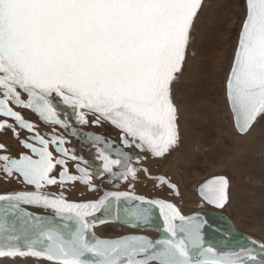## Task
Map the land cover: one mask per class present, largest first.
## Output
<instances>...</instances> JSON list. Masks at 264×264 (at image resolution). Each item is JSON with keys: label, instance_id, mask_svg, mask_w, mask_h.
Here are the masks:
<instances>
[{"label": "snow or ice", "instance_id": "6c2138e0", "mask_svg": "<svg viewBox=\"0 0 264 264\" xmlns=\"http://www.w3.org/2000/svg\"><path fill=\"white\" fill-rule=\"evenodd\" d=\"M203 5L204 0H0V117L4 118L0 133L10 131L31 153H20L18 158L0 154V172L6 180L22 178L35 188L0 195V258L32 257L50 264H264L251 249L221 255L205 247L199 216L186 217L164 200L111 192L96 202L70 203L63 195L41 191L77 181L96 190L94 173L81 167L87 162L56 135L55 126L67 131L70 124L54 96L73 110L79 124L114 126L124 148L134 146L152 158H162L178 146L180 108L175 90L190 60ZM244 9L224 83L225 102L241 136L264 120V0H245ZM15 109L35 113L53 134L41 135ZM18 129L32 136L21 139ZM89 140L104 145L97 147L103 172L96 176L131 182L141 171L147 175V168L133 167L127 152H113L100 136ZM8 151L0 143V152ZM69 160L76 162L78 176L70 174ZM159 183L179 194L175 184L162 177ZM228 188V179L219 176L201 185L199 194L207 204L223 208ZM120 200L149 206L125 209L137 225H149L150 208L159 209L168 237L90 240L87 234L95 224L87 218L101 209L110 214L113 201ZM21 204L52 209L75 220L78 227L55 226L24 212ZM260 248L264 250V244Z\"/></svg>", "mask_w": 264, "mask_h": 264}, {"label": "rangeland", "instance_id": "374dc122", "mask_svg": "<svg viewBox=\"0 0 264 264\" xmlns=\"http://www.w3.org/2000/svg\"><path fill=\"white\" fill-rule=\"evenodd\" d=\"M244 4L245 0H204L194 33L195 44L189 52L190 60L175 90L174 98L180 108V141L164 157L162 168V174L176 185L179 194L171 191L163 196L184 215H194L200 211L194 213L201 201L194 193V186L207 177L222 175L229 181L228 202L224 208L226 218L238 231L264 243V120L248 135L241 136L235 131L224 96V83L244 18ZM197 32L202 38L196 36ZM4 143L17 149L14 140L5 138ZM5 185L10 187L6 183L1 186ZM49 214L55 216L52 211ZM89 221L95 224L94 236L103 239L120 238L137 230L118 227L109 220L107 223L95 218ZM223 229L226 230L225 226ZM154 233L147 231L145 235L157 239L159 236ZM0 264L50 262L32 257H3Z\"/></svg>", "mask_w": 264, "mask_h": 264}, {"label": "flooded vegetation", "instance_id": "af4514ba", "mask_svg": "<svg viewBox=\"0 0 264 264\" xmlns=\"http://www.w3.org/2000/svg\"><path fill=\"white\" fill-rule=\"evenodd\" d=\"M53 100L58 110L61 111L62 117H66L70 124V128L67 131L65 129L60 128L59 126H55L56 135L63 136L68 141L65 147L69 149L70 152L74 153L77 157H83V159L87 162L86 164H82L81 167H86L90 172L94 173L92 177V184L95 186L96 190L94 192L89 191L87 185L77 181L74 184L73 183L67 184L63 188L60 185L46 186L43 189H41L42 192L54 197H60L61 195H63L67 201H73V202L97 201L108 192H132L137 196L141 195L149 200L161 199L164 200L165 202L170 203L163 195L165 192L171 193V191L173 190L169 188L167 184L159 183V178L161 177L169 181L162 174L163 172L162 168L164 165L163 161L165 160L164 157H166L167 154L162 158H152L150 154L143 153L139 149H136L134 146L132 148H124L123 144L120 141L121 134L119 130L116 129L114 126L108 123H105L100 127H95L91 123L88 125H81L77 122L73 110L63 105L59 97L54 96ZM15 110L20 111L21 115H23L28 122L35 124L37 126V130L41 133V135L47 138L53 134L52 128L49 127L48 125H45L40 120L38 115H36L35 113L31 112L28 109H15ZM2 119L4 118L0 117V120ZM73 130L76 131L77 133L76 136L71 135V132ZM18 131L21 132V137H20L21 139L28 140L32 136V133H28L25 130L18 129ZM89 136L102 137L106 143H109L111 145L113 152L116 149H121L127 152L133 158L132 159L133 167H137L141 169L147 168L148 169L147 175L141 171L138 173V178L135 181H131V182L118 181L115 179L109 180L108 178H106L107 174L96 176L95 173L103 172L102 162L97 158L98 156L97 147L103 148L104 145L103 144L96 145L91 140H89ZM5 138L16 141L17 149H12L8 145H6L4 143ZM0 143H4L9 150L7 153L0 152V154H9L13 158H18L20 153L31 155V153L28 150H25L22 147H20L18 141L11 134L10 131L7 132L6 134L0 133ZM137 157L140 158L139 163L136 162ZM68 167L70 174L77 176L79 175V173L76 172V162L69 160ZM114 171L119 172V169H114ZM54 174L58 175V170ZM219 176L222 175H213L207 177L204 180L200 181L199 184L194 186L193 188L194 193L197 196H199L201 200L195 206L196 209L194 210V213L197 210H200L196 212L195 215L203 214V213H215L225 216L224 208L227 203L223 208H216L212 205L207 204V202L204 201L199 194V189L201 185ZM3 183L8 184L10 187L7 188L6 185L1 186ZM0 184H1L0 195L11 194L19 191H35V188L33 186L24 184L22 182V178L19 179L14 178L10 181L6 180L2 172H0ZM173 193L176 194V192L174 191ZM76 196H80L81 199H79ZM199 204L203 205V207L200 208ZM27 209L31 210L32 212L34 211V213L39 215H51L49 214L51 212L49 209H45L42 207H27ZM189 216L191 217L194 215H189ZM154 234L159 236L158 233H154Z\"/></svg>", "mask_w": 264, "mask_h": 264}, {"label": "water", "instance_id": "95a60500", "mask_svg": "<svg viewBox=\"0 0 264 264\" xmlns=\"http://www.w3.org/2000/svg\"><path fill=\"white\" fill-rule=\"evenodd\" d=\"M108 193H111V192H108ZM103 197L104 196H102L101 198H103ZM145 199H147V198H145ZM147 200H149V199H147ZM68 202H70V203H85V202H73V201H68ZM86 202H96V201H86ZM114 204H121V205L130 206V207H141V208L149 207L148 205H140L138 201H127V200H120L118 202L113 201L112 211H111L110 214L105 213L104 209H101L94 216H90L87 219L88 220H93L97 216H102V217L107 218L109 221H113V222L121 223L123 225H127L126 222L123 221L119 217L118 213L114 212ZM27 207H34V206L25 205V204H21L20 205V208L24 212L30 213L27 209H25ZM42 208H44V207H42ZM45 209H49V208H45ZM49 210L54 212L52 209H49ZM150 213H151V220H150L149 225L145 226V225L133 224L132 226H133L134 229H138L140 231H145V232L154 231L155 233L159 234V237L157 239H153V238H151L150 236H147V235H138V236L146 237V238H148V239H150L152 241H156V240L161 239V238H167L168 234L163 231V218L159 214V209H157L154 206H152L150 208ZM30 214L33 217H40V218H42L44 220H50V221H52L53 225L60 226L61 228L63 227V226H61V223L64 224V225L67 224L68 228L71 229V230H75V228L78 227V225L75 223V220L64 219V218L58 216L56 213H55V216L39 215V214H36V213H33V212L30 213ZM197 215H199V214H196L194 216H197ZM203 215L211 217L213 219H215V218L227 219L226 216H223V215H220V214H215V213H203ZM12 219H13V217H9L8 216V220H12ZM206 219H208V218H206ZM227 220H228V223H229V230L228 231H223V230L220 231L218 226H216L212 222H204V220L201 221V224H202L201 235L203 236V239H204V242H205V247L211 246L217 251L218 254H221V255L229 254V253H233V252H239V251L244 250V249H251V250L255 251L258 260L259 259H264V250H262L260 248V245L264 244V243L261 242L257 238H254V237L249 236V235H247L245 233L237 231L235 226H234V224H233V222L230 221L229 219H227ZM16 223L17 224L19 223L18 219H17ZM177 223H179V222L177 221ZM132 226H129V227H132ZM87 235H88V238L90 240H117V239H121V238H124V237H133V236H135V235H126V236H123V237H120V238H116V239H107V238L103 239V238H98V237L94 236V233L92 231L91 232L89 231ZM213 239H217V241H215ZM253 240L257 241V243L253 244L252 243ZM226 244H228V245H226ZM85 258L86 259H93L90 255H87Z\"/></svg>", "mask_w": 264, "mask_h": 264}, {"label": "bare ground", "instance_id": "6f19581e", "mask_svg": "<svg viewBox=\"0 0 264 264\" xmlns=\"http://www.w3.org/2000/svg\"><path fill=\"white\" fill-rule=\"evenodd\" d=\"M196 36H198L199 38H202V35H201V33L200 32H197L196 33ZM191 62H192V60H191ZM236 140V139H235ZM141 196V195H140ZM133 208H135V207H130V206H127V205H121V204H114V212L115 213H117V209H119V213H118V215H119V217L123 220V221H125L126 222V224L127 225H123V224H121V223H117V222H115V223H117V225L116 226H118V227H120V226H122V227H124V228H130V229H132L133 228V224H136L135 222H132V221H134V218L133 217H130L129 215H128V213L125 211V209H133ZM25 209H27V208H25ZM28 210V209H27ZM30 213H32V211H30V210H28ZM204 212V211H203ZM208 212V211H207ZM34 213V212H33ZM184 215V214H183ZM195 215V214H194ZM200 216H199V218H200V221H203V220H205L206 218H208V219H210L211 217H208V216H205V215H203V214H199ZM184 216H186V217H188L189 215H184ZM9 217H12L11 215H9ZM100 219H103V220H105V219H107V218H105V217H102V216H97V217H95V220L97 221V220H100ZM94 220V219H93ZM108 220V219H107ZM10 222L12 221V220H9ZM211 222L213 223V224H215L216 226H218V228H219V230L220 231H228L229 230V223H228V220H226V219H224V218H215V219H213V218H211ZM225 224V225H224ZM19 225V223L17 224V226ZM64 224H62L61 223V226H63ZM111 225V224H110ZM112 225H114V224H112ZM132 226V227H129V226ZM139 225H144V224H139ZM235 225V224H234ZM115 226V225H114ZM225 226V228H226V230H224L223 229V227ZM236 226V225H235ZM235 228H237V227H235ZM92 229V228H91ZM90 229V232L92 231ZM120 229V228H119ZM138 230V229H137ZM137 230H135L136 232H135V236H138V235H145V234H147V232H145V231H137ZM237 230V229H236ZM238 231V230H237ZM93 232V231H92ZM151 232H154V231H151ZM133 233V232H132ZM132 233H128L127 235H129V234H131V235H134V234H132ZM248 235V234H247ZM148 236V235H147ZM250 236V235H249ZM213 237V236H212ZM252 237H254V236H252ZM254 238H256V237H254ZM114 239H116V238H114ZM213 240H215V241H217V239H213ZM262 242V241H261ZM226 245H228V244H226Z\"/></svg>", "mask_w": 264, "mask_h": 264}]
</instances>
